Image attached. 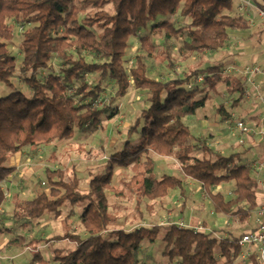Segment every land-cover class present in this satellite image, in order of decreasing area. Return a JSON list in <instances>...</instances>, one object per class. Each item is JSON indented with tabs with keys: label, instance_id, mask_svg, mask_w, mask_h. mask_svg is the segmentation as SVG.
Segmentation results:
<instances>
[{
	"label": "trees",
	"instance_id": "16d2710c",
	"mask_svg": "<svg viewBox=\"0 0 264 264\" xmlns=\"http://www.w3.org/2000/svg\"><path fill=\"white\" fill-rule=\"evenodd\" d=\"M249 1L264 13V0ZM232 3L233 0H0V83L10 90L0 96V208L6 200L2 185L15 171L7 164L9 158L25 147L69 140L75 130L97 125L105 113L104 108L96 106L103 82H113L114 98H123L131 87L148 94V107L127 130V137L137 135L136 143L126 141L109 158L104 173L89 180L86 192L80 191L74 172L66 177L61 170L46 169L49 192L15 201L14 215L24 222L45 214L58 217L66 205L80 208L79 222L86 237L65 234L53 238L74 244L70 251L54 250V264H137L141 246L156 241L164 245L161 255L169 263L236 261L240 253L236 242L241 235L215 237L210 232L182 229L175 224L129 232L109 229L112 217L105 193L110 189L114 168L141 166L127 184L138 200H161L176 189L183 195L180 178L156 177L150 157L154 155L174 159L184 177L198 182L214 213L231 215L243 222L256 209L260 200L258 183L250 175L249 166L241 163L238 153L223 156L213 151L203 139L194 138L184 122L204 107L219 85L228 95L238 94L240 99L245 92L244 80L224 76L222 62L166 82L150 78L139 56L129 71L123 62L129 38L138 36L149 24L151 33L162 36L169 69H173L169 52L172 39L181 42V55L220 52L228 43L229 31L245 30L248 26L242 16L230 15ZM106 6L111 12L104 10ZM86 9L91 11L86 13ZM176 15L189 20L188 25L176 28L166 19ZM7 20L27 27L19 44V68L7 48L14 38ZM139 41L142 49L149 52L148 37L142 36ZM53 55L61 61L60 72L41 77ZM85 55L101 61L86 62ZM16 72L23 76L29 95L14 89L11 79ZM87 75L95 76L92 89L83 81ZM216 112L222 120L230 119L222 107ZM196 150L201 157L194 155ZM231 182V198L212 193L213 188ZM23 244V239L11 241V245ZM30 244L33 261L45 264L36 252L37 243Z\"/></svg>",
	"mask_w": 264,
	"mask_h": 264
},
{
	"label": "rangeland",
	"instance_id": "374dc122",
	"mask_svg": "<svg viewBox=\"0 0 264 264\" xmlns=\"http://www.w3.org/2000/svg\"><path fill=\"white\" fill-rule=\"evenodd\" d=\"M234 2L235 0H233L230 15L242 16L250 10L249 7L247 12H240L241 4L236 6ZM104 10L108 13L111 12L109 6H106ZM89 11L91 10H85L86 13ZM82 16L83 14L80 15V17ZM257 17L259 24L254 29L253 34H247L245 38L241 39L244 42L250 41L252 47L251 42L256 41L252 36L258 35L259 32L257 41L261 45L262 42L264 43V20L259 15ZM166 19L171 21L176 28L184 27L189 23V20L178 15ZM254 22L255 20L253 23L251 21L248 23L254 26ZM7 24L14 32V38L7 43V48L10 54L16 58V65L19 68L22 59L19 44L22 40V33L27 27H22L12 20H7ZM150 28L151 24L146 30H140L138 36L129 38V44L123 58L124 67L127 71L134 67L135 58L139 56L143 59L150 78L166 82L183 79L194 69L201 70L209 65L222 62L224 76H229L231 79L242 78L246 82L239 72H227L228 67L233 66L241 70L246 66L259 65L254 62L257 56L256 52H253L250 57H239L242 55L234 48L233 41H230V44L228 42L220 52L181 55L179 51L181 42L172 39L169 52L173 69H169L164 59L165 46L162 36L151 33ZM233 33L234 30L229 31V38L233 36ZM142 36L148 37L149 44H151L149 52L141 47L139 38ZM255 48L251 50L256 51ZM186 55L189 56L185 57ZM84 57L89 63L101 61L89 55ZM61 68V61L53 55L48 68L41 71V77L51 73L57 74ZM260 69L262 70L261 67ZM261 75L257 76L260 77ZM257 76H254L251 81L258 78ZM83 81L90 89L96 84L94 75L85 76ZM251 81L247 82L249 90H246L240 99L238 94L228 95L224 86L219 85L215 93L211 94V98L206 101L204 107L198 110L194 116L184 119V122L194 138L203 139L213 151L223 156L240 151L239 154L248 153L247 158L251 159L250 150L256 149L255 159L251 160L250 164L255 166L253 171L256 172L262 182L258 191L259 198H261L264 189V123L259 121L258 113L264 115V108L258 101V97L264 96V94L259 90L253 93ZM11 83L15 90L29 95V89L23 83V76L20 73L14 74ZM101 89L96 106L100 109L104 108L105 113L100 116L97 125H88L82 130H75L73 137L69 140H53L34 148L25 147L22 150V156L16 168L14 167L15 171L10 176V181L8 180L9 182L7 181L4 185L6 203L3 207L1 206L0 210V264H38L33 261L31 241L37 243L36 252L41 255L44 263L54 264L52 262L53 251H70L74 248V244L67 240H54L53 238H60L65 234H74L81 238L86 237L79 222V207L71 208L66 205L60 209V216L58 217L45 214L40 219L24 222L18 220L14 215V203L16 200H30L42 192H49L44 174L46 169L61 170L66 174V177L71 176L74 172L79 179L80 191L86 192L89 180L95 175L104 173L109 158L121 149L126 141L136 143L137 135L127 137V130L133 125L140 112L148 107V94L131 87L123 98H114L115 87L110 80L103 82ZM9 92V88L0 83V96H5ZM220 107L230 119H221V115L216 112ZM248 109H251L250 115H247ZM237 120L245 121L252 130L250 135L242 138L243 143L239 142L240 134L234 129V123ZM253 143L257 144L251 146ZM194 155L201 157L199 150H196ZM150 157L153 160L154 173L157 178L163 175H173L180 178L183 184V195L176 189L170 190L168 195L161 200H138L135 193L129 190L127 184L142 167H116L112 172L110 189L105 191L109 204L108 211L112 217L109 229L129 232L140 227L150 228L154 225L165 226L182 223L184 226L193 229L201 228L212 233L215 237H228L229 234L232 237H239L245 231L244 228H247L244 224L249 226L254 222L255 210L243 222L231 215H224L221 217L223 222L219 221L218 216L223 214L214 213L213 208L211 210L212 204L201 185L184 177L179 164L174 159L154 155ZM11 182L16 189H20V193L11 190L9 185ZM222 185L221 188H218L220 185L213 188L212 193L220 192L227 199L231 198L234 184L231 182ZM20 239L24 240L23 245H11V241ZM163 247L164 245L160 241H156L152 245L143 244L136 255L137 264H179L178 260L169 263L161 255ZM233 264L242 263L234 262Z\"/></svg>",
	"mask_w": 264,
	"mask_h": 264
},
{
	"label": "built area",
	"instance_id": "2783aa9c",
	"mask_svg": "<svg viewBox=\"0 0 264 264\" xmlns=\"http://www.w3.org/2000/svg\"><path fill=\"white\" fill-rule=\"evenodd\" d=\"M250 7V3L248 1L241 0V8H239L240 12H247V9ZM258 15L264 20V13L262 11H258ZM239 72V74L245 79L246 82H250L254 76L264 75V71H262L258 66H246L241 70H238L235 67H228L227 72ZM201 79H199L200 81ZM261 104L264 106V97H258ZM235 131H238L240 134V143H243L242 138L250 135L252 130L248 123L243 120H237L234 123ZM1 210V208H0ZM179 228L182 229H193L190 227L184 226L182 223L175 224ZM194 231H204L201 228L193 229ZM239 247L240 253L235 262H240L242 264L250 263L252 261H256L258 264H264V189L261 195V198L258 202V205L255 209V219H254V227L251 231L242 234L236 242Z\"/></svg>",
	"mask_w": 264,
	"mask_h": 264
},
{
	"label": "crops",
	"instance_id": "0c3cea01",
	"mask_svg": "<svg viewBox=\"0 0 264 264\" xmlns=\"http://www.w3.org/2000/svg\"><path fill=\"white\" fill-rule=\"evenodd\" d=\"M244 1H248L249 3H250V1L249 0H244ZM234 3H236V6H238V5H240L241 4V0H235V2ZM238 4V5H237ZM258 9L256 8V7H254L253 5H251V3H250V10L246 13V15H242V17L246 20V22H247V24H248V26H247V29H245V30H234V33H233V36L231 37L230 36V38L228 39V42H229V44H230V41H233L234 42V48L235 49H237L238 50V52H240L241 53V55L242 56H239V57H243V58H245V57H247V56H249L250 57V55L253 53V52H256V54H257V56L255 57V59H254V62L257 64H259V65H256V66H258L259 68L261 67L262 68V70H264V43L262 42V45L260 44V42L259 41H257V37L260 35V32L258 33V35H253L252 36V38L253 39H255L256 41H252L251 43H252V45H253V47L252 46H250V41H247V42H244V41H242L241 39H243V38H245V36H247V34H249V35H252L253 34V32H254V29H256L257 27H258V24H259V21H258ZM229 13H231V12H229ZM255 20V25L253 26V25H250L248 22L249 21H251L252 23H253V21ZM248 32V33H247ZM244 36V37H243ZM232 39H234V40H232ZM257 43V44H256ZM254 47H256L255 49H256V51L255 50H251L252 48H254ZM258 47H259V49H258ZM258 77V76H257ZM251 84H252V89L254 90V91H252L253 93H255V92H257L258 90L259 91H261L263 94H264V75H261L260 77H258V78H254V80H252L251 81ZM249 85H248V83L247 82H245V91L246 90H249L248 87ZM251 89V88H250ZM257 94V93H256ZM264 97V96H263ZM258 101H259V99H258ZM263 108H264V106H263ZM249 113H252L251 112V109H248L247 110V115H250ZM258 119H259V121L261 122V123H264V115L262 114V113H258ZM257 143H253L251 146H255ZM258 150V149H257ZM239 152L240 151H237V153L239 154ZM22 153H23V151L21 150L19 153H17V154H14V155H12L10 158H9V160H8V165L9 166H12V167H15L16 168V165L18 164V162H19V160H20V158H21V156H22ZM250 153H252V156H251V159H248L247 158V155H248V153H246V154H239V159H240V161H241V163H243V164H247L248 166H249V168H250V175L256 180V182L258 183V190H259V187H260V184H262V182H261V179H260V177L256 174V172H254L253 171V169H255L254 167L255 166H252L251 164H250V161L251 160H253V159H255V157H254V155L257 153L256 152V149L254 150V149H252V150H250ZM254 165H256V164H254ZM10 179V177L3 183V185H2V188H3V190L5 191V184H6V182L8 181ZM10 181V180H9ZM8 181V182H9ZM264 183V182H263ZM10 188H11V190L12 191H20V189H16V187L14 186V184L11 182L10 184ZM223 185L222 184H220V186L218 187V188H221ZM6 193V192H5ZM20 193V192H19ZM22 194V193H21ZM16 195V194H15ZM223 195V194H222ZM224 196V195H223ZM34 197H32V199H33ZM224 198L225 199H227L225 196H224ZM258 198H259V194H258ZM260 199V198H259ZM258 199V200H259ZM5 203H6V200H5ZM5 203H4V205H5ZM3 205V206H4ZM2 206V207H3ZM211 210H212V205H211ZM224 215H220V216H218V218L220 219L219 221H222L223 222V219H221V217H223ZM244 226H246L247 228L245 229L244 228V232H242V234H244V233H247V232H249V231H251L252 229H253V227H254V222L253 223H251V225H249V226H247V224H244ZM252 263V262H251Z\"/></svg>",
	"mask_w": 264,
	"mask_h": 264
}]
</instances>
